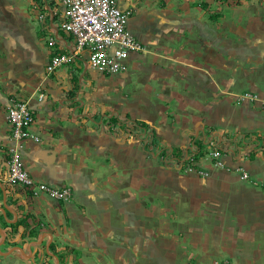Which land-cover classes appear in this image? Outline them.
Here are the masks:
<instances>
[{
	"label": "crops",
	"instance_id": "1",
	"mask_svg": "<svg viewBox=\"0 0 264 264\" xmlns=\"http://www.w3.org/2000/svg\"><path fill=\"white\" fill-rule=\"evenodd\" d=\"M119 2L148 46L118 83L137 77L141 119L118 87L96 95L59 0H0V264H264V104L237 100L264 101V0ZM55 54L75 56L49 73ZM14 100L34 110L39 142L13 139ZM132 119L148 124L153 149ZM199 141L208 177L181 171ZM212 142L231 171L214 168ZM167 148L188 153L166 162ZM12 149L36 181L71 188V201L10 184Z\"/></svg>",
	"mask_w": 264,
	"mask_h": 264
},
{
	"label": "built area",
	"instance_id": "2",
	"mask_svg": "<svg viewBox=\"0 0 264 264\" xmlns=\"http://www.w3.org/2000/svg\"><path fill=\"white\" fill-rule=\"evenodd\" d=\"M64 6V20L62 28L71 33L78 50H86L88 61L94 70L107 75L127 71V61L132 53H144L148 46L138 40L129 29V20L133 8H123L119 0H59ZM43 19V15L41 17ZM51 39V45L55 44ZM75 54H55L47 66L49 73L72 62ZM41 98L44 97L42 94ZM239 102H262L258 94L249 91L237 96ZM7 119L12 128V137L16 142L33 139L39 142V136L31 132L35 121V112L28 101L14 100L8 107ZM208 155L213 161L214 168L231 171L222 160L223 151L212 142L209 144ZM181 164L185 172H195L200 176H210V170L198 168L194 154L185 157ZM9 183L29 190L33 195L46 194L49 197L70 202L72 189L57 188L46 183L36 181L26 169L22 156L17 149H12L9 159ZM242 180L250 178L249 173L242 167L236 168ZM215 264H232L230 260L217 261Z\"/></svg>",
	"mask_w": 264,
	"mask_h": 264
},
{
	"label": "rangeland",
	"instance_id": "3",
	"mask_svg": "<svg viewBox=\"0 0 264 264\" xmlns=\"http://www.w3.org/2000/svg\"><path fill=\"white\" fill-rule=\"evenodd\" d=\"M145 53V52H144ZM143 53H132L130 54V57H134L137 55H142ZM89 73L90 75H92V77H94L93 82L96 83V88H97V93L96 95H98V93L101 92V90H103L105 95H112V92H114L113 89H115V87H118L120 89L119 92V97H123L125 99V105L127 108H129L130 110H132L133 108H140V112H138L137 114H133L134 117L139 116L141 119V106H138L135 102H133V94H134V86H135V80L137 79V77H135L134 75L129 76L128 80L126 81V86L123 87H119L118 83L121 82L123 80V75L122 74H113L112 77H106L103 76L101 73H99L98 71L93 70L92 68H89ZM90 80V79H89ZM112 83L111 89H109V84ZM125 82V80H124ZM114 93V97H115ZM130 96V100L129 97ZM133 111V110H132ZM127 117V116H125ZM133 120V119H132ZM127 126H129V128L134 129L133 132H131L133 135H135L136 137L140 138L139 135L141 134V127H136L132 124H129L128 121H126ZM142 149V147H141ZM143 150V149H142ZM168 165V164H166ZM171 168L176 169V167L174 166V164L171 166Z\"/></svg>",
	"mask_w": 264,
	"mask_h": 264
},
{
	"label": "trees",
	"instance_id": "4",
	"mask_svg": "<svg viewBox=\"0 0 264 264\" xmlns=\"http://www.w3.org/2000/svg\"><path fill=\"white\" fill-rule=\"evenodd\" d=\"M132 124L136 127H141V129H143L144 131L147 132H143L144 135L141 136V141L144 144V148L145 150L148 151V149H153L156 146V141L154 136L152 135V133L149 130L148 124L145 123H140L137 120H133L131 121ZM148 136V137H147ZM197 147L198 150L196 149V151H189V153H192L196 156V158L198 159L199 157L204 155V152L202 151L204 149L205 144H203L202 142H197ZM163 154L165 161L166 160H170L173 159L175 161H180L184 156H185V151L183 152V150L179 149V148H167V149H163V151L160 153V155ZM167 162V161H166ZM180 163V162H178ZM181 171H184L183 169H181ZM50 250H54V246L51 245Z\"/></svg>",
	"mask_w": 264,
	"mask_h": 264
},
{
	"label": "water",
	"instance_id": "5",
	"mask_svg": "<svg viewBox=\"0 0 264 264\" xmlns=\"http://www.w3.org/2000/svg\"><path fill=\"white\" fill-rule=\"evenodd\" d=\"M143 132H146V131L143 130ZM143 135H144V133L141 132V136H143ZM147 137H148V136H147ZM187 153H188V151L186 152V154H187ZM5 201H6V200H5ZM6 208H8L7 204H5V206H4V209H6ZM4 209H3V210H4ZM0 232L2 233L1 228H0ZM48 249H49V248H48ZM48 252H49V250H48Z\"/></svg>",
	"mask_w": 264,
	"mask_h": 264
},
{
	"label": "flooded vegetation",
	"instance_id": "6",
	"mask_svg": "<svg viewBox=\"0 0 264 264\" xmlns=\"http://www.w3.org/2000/svg\"><path fill=\"white\" fill-rule=\"evenodd\" d=\"M139 137H140L139 139H141V134L139 135Z\"/></svg>",
	"mask_w": 264,
	"mask_h": 264
}]
</instances>
